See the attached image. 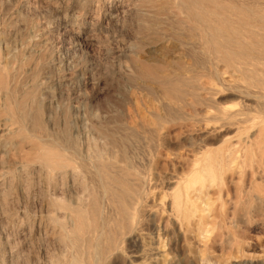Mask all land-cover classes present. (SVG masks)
Returning a JSON list of instances; mask_svg holds the SVG:
<instances>
[{
    "label": "rangeland",
    "instance_id": "obj_1",
    "mask_svg": "<svg viewBox=\"0 0 264 264\" xmlns=\"http://www.w3.org/2000/svg\"><path fill=\"white\" fill-rule=\"evenodd\" d=\"M175 1L0 0V264H68L72 257L66 236L75 225L65 213L74 200L86 199L94 183L87 175H77L80 181L62 177L63 182L59 179L54 184L53 174L49 181L37 161L44 150L63 146L65 153L77 143V153L82 154H78V162L89 160L87 165L101 151L114 150V155L117 150L110 149L109 135L120 142L128 135L125 128L130 118L137 120L144 105L158 100L165 104L172 93L183 89L179 81L191 80L190 76L178 80L174 75L179 63H188L186 56L179 62L180 47L178 51L171 49L181 40V15ZM241 1L264 15V0ZM155 39L160 41L156 45H165L162 54L152 51ZM220 68L212 71L215 79L210 76L211 86L205 95L209 117L221 108L235 111L243 106L252 116L264 114V97H259L264 90L256 86L258 81L264 87V61L260 60L256 68ZM242 92L257 94L259 99L248 100ZM34 102L42 108L41 125L31 120ZM204 125L196 124L190 134L178 131L181 136L172 132L173 137L186 139L181 145L175 144L179 147L171 144L170 150L186 152L203 146L199 128ZM234 135L232 129H226L207 145L217 149L235 141ZM137 147L132 151L133 163L146 169L153 151L144 145ZM159 166L158 178L150 186L151 205L158 217L141 216L138 233L132 236L130 229L112 225L116 212L104 202L101 208L109 227L98 242L104 248L110 232L121 255L105 249V254L93 260L91 250L88 254L83 247L87 253L82 256L83 264H264L263 177L254 175L253 187L235 180L230 194L225 185L214 187L203 199L193 200L200 204L198 212L181 219L164 198L173 189L168 184L171 171L179 168ZM79 182L85 189L83 184L77 186ZM55 202L68 206L49 217L47 204ZM55 218L58 223L53 222ZM89 236L97 238L92 231Z\"/></svg>",
    "mask_w": 264,
    "mask_h": 264
},
{
    "label": "bare ground",
    "instance_id": "obj_2",
    "mask_svg": "<svg viewBox=\"0 0 264 264\" xmlns=\"http://www.w3.org/2000/svg\"><path fill=\"white\" fill-rule=\"evenodd\" d=\"M174 5H176L181 15V20L179 19L181 25V40H179L180 43L175 44L171 49L178 51L179 47L181 48L179 62H181L182 58L185 56L188 59V63L186 64L179 63L174 70V75L177 76L178 80L186 76H190L191 80L179 81L183 89L172 93L169 99H165V104L159 102V100L157 102L151 101L144 105L145 109L143 111H141L142 109H140V111L137 110V120L129 115L131 118L127 123V128L123 126L128 130V135L122 139L119 138L120 142L114 141L113 135L108 136L109 140L106 138L109 142L111 141V148L108 147L117 150V153L114 155V150H111L113 153H108V150L106 151L107 153L101 151L102 153L99 156H97L98 154L95 155L97 159H93L95 161L90 165H87L89 161H87V158V163L84 161L78 162L80 159H78L79 153H77V143L74 142L76 143V145H74L76 148H74L73 145H70L72 142H70V139L66 136V141L70 143V148H68L69 151H65L64 153L62 150L63 146L60 145L62 149L54 147V150H44L37 160L43 165L46 171V179L52 180L51 177L54 174V184H57V180L62 177L75 180L77 175H87L94 183V188L88 189L86 199L77 198L74 201L72 199L73 203L68 207L69 212L65 213L71 224L73 225L74 221L75 225V229H73L68 236L65 235L73 251L68 264L84 263L82 256L87 253H85L86 250L84 252L83 247L87 249L88 254L89 250H91L90 253L93 255V260L101 253H104L105 249L108 252L113 251L115 256L116 254L118 257L121 255L120 249L114 242L115 240L110 237V232H108L107 243L104 248H102L103 246L98 242L109 227V220L106 218V221L102 213L101 206L104 202L111 206L108 207V205H106L107 208H113L116 212V214H114L115 212L113 213V209L111 212L109 211L111 214L113 213L117 216V220H112L114 221L112 225L116 227V229H130V235L132 233V236H136L138 233L139 218L141 216L154 218L156 215V217H158L157 209L154 210L151 205L153 200L150 198V186L151 183L155 182L158 178L157 166H159V164L164 166V168L169 165L179 168V170L176 168V171H171L172 173L168 179V184L171 185L173 189L166 194L164 198L169 202L168 207L177 209L181 219L193 215V212H198L197 209H199L200 204L195 205L193 200H196L195 197L203 199L209 190L215 189L214 187L225 185L226 192L229 193L231 192L229 191V187L235 180L241 182L242 186L253 187L255 185L254 175L264 178V114L252 116L249 110L243 106L235 111L221 108L217 110L216 115L211 118L209 117L211 113L204 107L206 104L205 95L211 86V78L213 80L215 79L212 76L214 75L212 73L213 70L215 71L218 67H223L227 70H239L244 67L256 68L260 60L264 61L263 13L241 0L240 2L238 0H177ZM156 40L157 39H155L153 43L155 47H151L152 51L157 54L158 52L162 54L165 45H156L160 43V41ZM210 76L212 77L210 78ZM217 77L218 73L216 79L219 80ZM191 83V88H188L187 86ZM256 86L260 88H258L260 91L264 90L263 85L258 81ZM249 92H242L245 94L244 97L246 99H259L257 94L252 95V93L250 94ZM261 95L262 94H260L259 97H264V95ZM34 103L36 104V102ZM40 107L39 104H36L35 113L32 114L34 117H32L33 119L30 118L37 125L41 122L40 115L42 108ZM26 117L29 119V115ZM135 118L137 117L135 116ZM200 122L205 123L203 127L201 126L202 128L198 127L204 136V141L202 142L204 143L203 146L192 147L191 144L190 147L192 148H189L190 150L186 152L180 148H177L176 151H173V149L170 150V148H173L170 147L172 146L171 144L181 145L186 139L180 140L181 138L179 139L177 136L173 137L172 132L177 131L178 133V131H185L190 134L196 124ZM210 124L215 125L210 126ZM226 129H232L234 131L235 141L225 143L217 149H212L207 145L213 136L224 130L226 131ZM200 131H198V133ZM121 135L122 134H120V136ZM179 135L181 136V133ZM50 137L52 136L50 135ZM191 139L193 140V138ZM57 140L53 142H57ZM200 140L196 141L200 142ZM188 142H190V140ZM186 144L187 142L185 145ZM140 145H144L148 148L150 147L151 152L153 151L152 154H154L151 160L147 161L149 165H147L146 169H140V166H136L131 157L134 147ZM189 145L190 144H187V146ZM105 147L106 146H104V149ZM176 147L174 148L176 149ZM149 158L148 156L147 160H149ZM81 159L85 160V158L82 157ZM137 163L138 162H136V164ZM141 166L144 167L146 165ZM44 169L42 168V170ZM85 178L82 179L81 177L82 180ZM77 179H79V177H76V180ZM63 180H61V182H63ZM86 180L88 181V178L85 179V181ZM46 181H44V183ZM72 183L75 185L73 181ZM46 184L49 185V183ZM82 184L85 189L84 183L82 182H79L77 186H82ZM50 186L52 187V185ZM49 189L51 190V188ZM84 195L86 196V194ZM84 195H82V197H84ZM52 196L54 197V194ZM233 197L235 199L237 195L235 194ZM57 198L59 199V197ZM58 202L47 204V206L49 205V208H51L49 217L53 216L54 213L56 214L58 212L57 210L68 206L66 203ZM191 209L193 211H191ZM47 212L49 214V211ZM53 222L58 223L57 218H55ZM90 231L96 233L97 238H90ZM135 238L137 239V237ZM89 258L91 257H88V259Z\"/></svg>",
    "mask_w": 264,
    "mask_h": 264
}]
</instances>
